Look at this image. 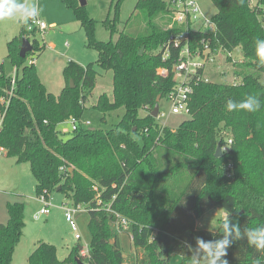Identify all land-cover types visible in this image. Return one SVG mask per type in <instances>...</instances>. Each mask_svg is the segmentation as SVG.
<instances>
[{
    "label": "trees",
    "instance_id": "obj_1",
    "mask_svg": "<svg viewBox=\"0 0 264 264\" xmlns=\"http://www.w3.org/2000/svg\"><path fill=\"white\" fill-rule=\"evenodd\" d=\"M121 1L114 0L112 15L102 20L110 37L100 40L86 5L61 0L73 10L97 58L84 65L67 61L62 68L65 84L58 94L47 91L34 62H26L43 48L35 38L39 31L28 30L21 22L19 35L7 42L17 77L10 91V75L0 63L3 154L29 163L36 193L59 190L72 204L85 205L91 231L87 259L79 254V242L59 259L55 245L38 241L27 264H78L76 258L83 264H124V232L140 251L130 264H172V254L180 256L177 264H190L193 253L185 241L195 249L196 237L223 238L219 225L215 230L196 226L213 207L226 208L230 226L237 223L242 232L264 226V64L256 53V40L264 39V0H212L217 9L213 43L223 50L239 47L244 60L234 73L240 80L199 82L190 95L188 117L175 128L159 124L150 114L156 96L166 98L174 85L171 73L166 77L157 73L158 66L169 63L154 52L172 32L166 27L170 19L166 3L137 0L136 18L130 23V16L120 30ZM23 37L31 41L32 49L20 57ZM96 67L111 70L112 98L103 92L91 106L102 113V121L120 108L122 114L108 128L79 124L62 131L59 125L70 116L81 118L96 83ZM250 96L260 101L258 111L227 110L229 100L239 103ZM228 138V149L215 156L217 143L222 146ZM6 208L8 218L0 223V264L12 263L25 224L23 202L8 201ZM119 217L128 220L122 232L116 231ZM203 255L201 251L196 259ZM258 255L243 237L227 247L225 258L229 264H253Z\"/></svg>",
    "mask_w": 264,
    "mask_h": 264
},
{
    "label": "rangeland",
    "instance_id": "obj_2",
    "mask_svg": "<svg viewBox=\"0 0 264 264\" xmlns=\"http://www.w3.org/2000/svg\"><path fill=\"white\" fill-rule=\"evenodd\" d=\"M86 1V10L95 20V37L100 40L109 39L110 33L104 27L102 20L108 13L109 16L112 15L114 10L111 4L114 0ZM136 1H121L119 6L120 22L118 24L120 30L124 28L130 16V23L136 18L138 12L134 8ZM164 1L166 3V0ZM19 2L34 3L41 19L47 25L44 31L35 34L36 40L43 48L40 51H34L33 56L36 57L34 65L47 91L58 94L65 84L62 68L67 61L72 60L84 65L96 60L97 51L87 45L85 30L80 26L73 10L61 0H19ZM200 2L206 15L211 16L217 11L212 0H200ZM141 27L139 28L141 29ZM20 29V21L0 20V63L8 75H11L15 68L7 56V42L12 37L19 35ZM116 35L114 34L112 37L115 38ZM230 60L232 61L231 57ZM230 60L222 51H217L205 72L210 81L226 83L234 81L232 77L237 65ZM30 61L31 57L28 56L26 62ZM96 69L98 72L96 83L85 102L86 108L81 116L82 121H89V124L85 126L89 129L108 128L112 123L117 122L123 112V109L120 108L112 112L111 115H107L106 120L102 121V113L91 106L103 92L107 94L109 99L112 98L111 70H102L99 67ZM156 117L159 124L175 128L188 115L183 111L173 113L170 109V103L164 98L159 101V114ZM59 128L70 129V124L65 121L59 125ZM222 134L225 137L230 135L226 130H223ZM35 185L36 181L28 162H16L14 157H7L0 153V223L6 222L8 218L6 208L8 201L23 202L25 222L22 236L14 248L11 264H27V257L38 241L55 245L56 255L59 259H63L78 241L79 243L90 244L91 231L88 226V212L83 211L76 216L78 230L81 234V239L77 240L65 219L63 211L65 206L72 204L71 199L59 190L44 192L50 201V211L40 213L43 203L39 199L40 193H36ZM222 212L223 209L220 207L211 208L197 219L196 226L215 230L220 223L219 217ZM121 245L124 255L127 257L124 264H130L133 256L140 254V251L132 246L131 237L126 232L121 234ZM170 259L172 264H177L180 261V256L172 254Z\"/></svg>",
    "mask_w": 264,
    "mask_h": 264
},
{
    "label": "built area",
    "instance_id": "obj_3",
    "mask_svg": "<svg viewBox=\"0 0 264 264\" xmlns=\"http://www.w3.org/2000/svg\"><path fill=\"white\" fill-rule=\"evenodd\" d=\"M167 15L169 22L166 27L172 29L166 43L158 47L154 52H158L162 61H167L169 65L158 66L156 71L161 76L166 77L172 74L174 85L167 93L166 100L170 103V109L173 113L181 111L188 114V103L193 87L201 81H210L206 75L207 66L212 63L214 55L217 51H222L226 58L232 59L233 64L243 62V56L238 46L232 50H223L221 46L214 44L216 22L213 15L208 16L204 13L200 0H166ZM46 23L37 15L36 19L29 20L26 28L31 30L36 28L39 32L46 29ZM191 32H197L200 37H192ZM236 51V54H235ZM153 52V53H154ZM233 57V58H232ZM35 57H31L34 62ZM15 68V67H14ZM17 77L16 69L10 75L11 90L15 85ZM231 83H237L240 76L233 74ZM4 117V110H0V128ZM70 129H62V131L74 130L77 125H88L89 121H82L81 118L70 116L67 120ZM231 139L228 138L221 146V150H227ZM0 153H4V148L0 146ZM44 192L40 194L39 199L43 203L40 213H48L50 211V201ZM83 204H71L63 208L65 219L68 221L74 237L81 239L78 230L76 216L78 213L86 211ZM128 220L124 217L117 219L116 231L122 232L127 230ZM131 237V235H130ZM79 242V241H78ZM79 254L82 258L87 259L89 256V247L87 243H80Z\"/></svg>",
    "mask_w": 264,
    "mask_h": 264
},
{
    "label": "clouds",
    "instance_id": "obj_4",
    "mask_svg": "<svg viewBox=\"0 0 264 264\" xmlns=\"http://www.w3.org/2000/svg\"><path fill=\"white\" fill-rule=\"evenodd\" d=\"M37 17V6L34 3H21L19 0H0V20L11 19L27 24L28 21L35 20ZM256 53L261 64H264V39L256 40ZM227 110L258 111L261 108L260 101L255 97L239 103L229 100L227 102ZM230 213L225 208L221 213L219 220L218 232L223 233L222 239L205 241L201 237H196V248L192 245H185L189 252L193 255L190 257V264H229L225 258L227 256V247L234 241L247 237V244L254 247L259 253L253 260V264H264V226H257L255 228H245L242 232L237 223H231L229 220ZM232 237V240L229 237ZM203 252L204 255L199 260L196 259L198 253Z\"/></svg>",
    "mask_w": 264,
    "mask_h": 264
},
{
    "label": "water",
    "instance_id": "obj_5",
    "mask_svg": "<svg viewBox=\"0 0 264 264\" xmlns=\"http://www.w3.org/2000/svg\"><path fill=\"white\" fill-rule=\"evenodd\" d=\"M78 3L81 6H85L87 1L86 0H78ZM31 49H32V44H31L30 40L28 38H26V37H23L21 39V44H20V47H19V55H20V57H25L26 53L28 51H30ZM142 49H143L142 47L139 49V53L142 52ZM69 82H70V86L72 87L73 86L72 79H70ZM159 101H160V95H157L156 99H155V103L153 105V108H152V110L150 112V114L153 117H156L158 115V112H159ZM221 153H222L221 145H220V143H217L216 149H215V156H220ZM70 171H72V170L70 169ZM76 261H77L78 264H83V261L80 260L79 258H76Z\"/></svg>",
    "mask_w": 264,
    "mask_h": 264
},
{
    "label": "crops",
    "instance_id": "obj_6",
    "mask_svg": "<svg viewBox=\"0 0 264 264\" xmlns=\"http://www.w3.org/2000/svg\"><path fill=\"white\" fill-rule=\"evenodd\" d=\"M37 15L40 17L39 11H37ZM41 18V17H40Z\"/></svg>",
    "mask_w": 264,
    "mask_h": 264
}]
</instances>
